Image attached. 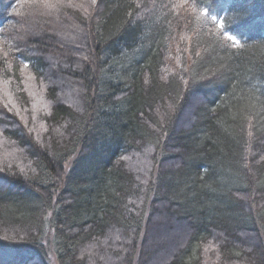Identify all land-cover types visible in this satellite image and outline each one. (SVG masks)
Segmentation results:
<instances>
[{
	"label": "trees",
	"instance_id": "16d2710c",
	"mask_svg": "<svg viewBox=\"0 0 264 264\" xmlns=\"http://www.w3.org/2000/svg\"><path fill=\"white\" fill-rule=\"evenodd\" d=\"M9 1L0 0V36L17 10ZM98 4L84 60L70 68L83 111L57 104L46 144L25 129L5 131L33 171L0 176V264H89L84 247L113 227L141 231L156 206L188 228L168 264H203L214 239L220 264H264V0ZM2 47L0 72L15 53ZM175 49L190 58L184 82L163 79ZM165 102L177 108L162 123ZM64 125L65 143L51 137ZM145 146L157 168L136 217L129 202L140 188L118 164Z\"/></svg>",
	"mask_w": 264,
	"mask_h": 264
},
{
	"label": "rangeland",
	"instance_id": "374dc122",
	"mask_svg": "<svg viewBox=\"0 0 264 264\" xmlns=\"http://www.w3.org/2000/svg\"><path fill=\"white\" fill-rule=\"evenodd\" d=\"M98 1H13L14 10L17 9L15 17L11 20L9 29L0 36V55L3 56V62L5 52H2L4 51L2 45L5 44L7 54L11 51L8 47L15 51L13 55L6 57L9 61L7 68L5 66V71L0 72V176L10 178L13 170L22 176L33 171L24 150L19 148L14 140L9 139L6 132L25 129L36 142L46 144L49 141L46 139L49 124L45 119L49 118L57 104L68 105L78 113L83 111L84 92L80 81L76 80L74 74L71 75L70 68L76 71L84 60L83 55L86 53L84 42L99 8ZM145 1L146 9H151L156 2ZM184 51L187 53L186 49ZM178 52V49L174 50V56L168 59L163 69L165 81L172 78L176 82H184V78L187 80L185 75L189 69L190 58L185 52L183 57H178ZM61 54L73 62L64 63L58 58ZM31 57L41 58L45 62L44 66L40 65L37 68L36 65L34 67L27 65L24 59ZM16 61L23 64L19 85L13 80L15 78L13 66L18 65ZM188 101L186 97L180 101L183 109H186ZM176 108L174 104L165 102L160 113L162 123L170 117H175ZM66 127L69 126L54 128L51 137L64 136L63 142H67L69 134L66 133ZM155 155L156 150L153 147L145 146L123 156L118 164L133 176L140 188L139 196L132 197L129 202L130 210H133L136 217L142 212L147 188L157 168ZM164 207L158 212L159 206H156L151 214L147 209L144 227L137 231L138 234L136 231L125 232L113 227L101 239L89 243L83 248L88 263L168 264L177 245L185 240L188 228L185 223L173 219ZM24 237L23 235L22 239ZM243 237L250 239L249 236ZM219 244L214 239L205 247L203 264H220L222 257Z\"/></svg>",
	"mask_w": 264,
	"mask_h": 264
},
{
	"label": "snow or ice",
	"instance_id": "6c2138e0",
	"mask_svg": "<svg viewBox=\"0 0 264 264\" xmlns=\"http://www.w3.org/2000/svg\"><path fill=\"white\" fill-rule=\"evenodd\" d=\"M229 39H232V37H229Z\"/></svg>",
	"mask_w": 264,
	"mask_h": 264
}]
</instances>
